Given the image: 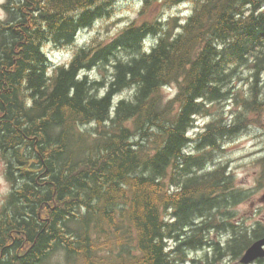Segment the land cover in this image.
Segmentation results:
<instances>
[{
  "label": "trees",
  "instance_id": "trees-1",
  "mask_svg": "<svg viewBox=\"0 0 264 264\" xmlns=\"http://www.w3.org/2000/svg\"><path fill=\"white\" fill-rule=\"evenodd\" d=\"M158 1L141 0L146 20L53 67L45 44H73L112 0H10L0 25V143L23 181L0 222V264H39L57 251L81 264H179L208 246L206 264H218L264 236V227L226 222L251 198L226 168L202 173L205 154L184 151L194 116L230 94L243 65L253 68L246 112L264 114V0H189L185 19H148ZM95 69L111 73L90 78ZM167 83L180 89L166 101ZM236 130L209 125L201 147ZM223 230L225 245L212 236Z\"/></svg>",
  "mask_w": 264,
  "mask_h": 264
},
{
  "label": "rangeland",
  "instance_id": "rangeland-1",
  "mask_svg": "<svg viewBox=\"0 0 264 264\" xmlns=\"http://www.w3.org/2000/svg\"><path fill=\"white\" fill-rule=\"evenodd\" d=\"M7 1L8 0H0V19L2 20H5L8 16L5 8ZM112 4L111 13L105 15V17L99 20L93 28L83 31L84 33L81 32L79 41L88 43L89 41L93 42L97 40L101 45L106 44L110 42L127 23L138 17L137 11L140 7L139 0H113ZM160 4H164V2H160L159 6L157 5L158 7L153 10L154 12H149L148 19L158 16L163 17L165 20L177 13L183 16L185 12L189 10L188 4L175 7L170 5L163 7ZM47 50L55 61H62L68 56L66 48L48 45ZM243 70L245 71L246 69ZM244 71H241V76L235 81L236 86L233 88L235 93H239L241 96L249 91L248 74L244 73ZM110 73L108 69L104 71L95 69L91 71V77L107 80ZM125 95H129V93L126 92ZM239 109L240 103L235 98L227 100L223 102V104L218 102L214 103L210 106L208 112H204L200 117L197 126L199 128H204L205 125L212 122L216 116H222L224 120L230 122L238 121ZM243 118L245 119L244 115ZM251 118L254 119L252 120L253 125L250 129L245 128L237 135L227 137L226 139L222 138L219 142L220 149L214 150L209 158L206 157L208 156L206 154L201 161L209 165V170L213 169L215 165L220 166L227 164L228 170L234 175L236 183L241 188H250L253 191L251 199L240 205L238 211H241V214L248 218L249 223H254L259 219L264 220V165L261 162L264 157V121H262V115H254ZM261 127L263 129H261ZM192 133H198L197 129L192 130ZM193 151L198 155V146H195ZM5 189L6 186L3 182L2 190ZM216 238H218L217 235H215V239ZM223 239L226 240L227 235H224ZM205 251V249L200 251L193 250L187 256L188 262L179 264H206ZM51 256V259L45 262V264H79L69 261L62 251H57ZM228 263L229 262L226 261L220 262V264Z\"/></svg>",
  "mask_w": 264,
  "mask_h": 264
},
{
  "label": "flooded vegetation",
  "instance_id": "flooded-vegetation-1",
  "mask_svg": "<svg viewBox=\"0 0 264 264\" xmlns=\"http://www.w3.org/2000/svg\"><path fill=\"white\" fill-rule=\"evenodd\" d=\"M3 117H4V113L0 114V118L2 119ZM0 129H2V127H0ZM0 146H1V149H0V206L2 207L3 204H5L6 201H8V195L4 192L5 190H2L4 180L6 179V177L11 176L15 181L16 179H18L17 181H19L20 177L15 176V173L17 172L16 171L17 165H13V168L11 166H7L6 157L8 156V154L5 152L4 150L5 148L3 147L2 143H0ZM3 154H5V157L3 156ZM6 182L8 181L6 180ZM12 186L13 188H15L14 184H12ZM16 186L20 188L17 184Z\"/></svg>",
  "mask_w": 264,
  "mask_h": 264
},
{
  "label": "water",
  "instance_id": "water-1",
  "mask_svg": "<svg viewBox=\"0 0 264 264\" xmlns=\"http://www.w3.org/2000/svg\"><path fill=\"white\" fill-rule=\"evenodd\" d=\"M264 257V238L253 243L242 258L243 263H250L257 258Z\"/></svg>",
  "mask_w": 264,
  "mask_h": 264
},
{
  "label": "bare ground",
  "instance_id": "bare-ground-1",
  "mask_svg": "<svg viewBox=\"0 0 264 264\" xmlns=\"http://www.w3.org/2000/svg\"><path fill=\"white\" fill-rule=\"evenodd\" d=\"M168 2V1H167ZM11 17V16H10ZM148 18V17H147ZM146 20V19H145ZM99 21V20H98ZM148 21V20H147ZM175 22V21H174ZM5 23V22H4ZM174 24V23H173ZM169 26V25H168ZM8 27V26H7ZM84 33V32H83ZM6 35V34H5ZM94 42V41H93ZM48 43V42H47ZM51 46V45H50ZM81 49V48H80ZM88 50V49H87ZM152 50V49H151ZM52 57V56H51ZM70 64V63H69ZM83 70V69H82ZM86 71V70H85ZM104 71V70H103ZM179 83V82H178ZM105 86V85H104ZM164 87V86H163ZM182 87V86H181ZM104 88V87H103ZM130 90V89H129ZM104 90H102V92H103ZM131 91V90H130ZM133 91H134V89H133ZM132 91V92H133ZM105 92V91H104ZM126 92V91H125ZM104 94V93H103ZM102 94V95H103ZM121 95V94H120ZM134 95V94H133ZM124 97V96H123ZM126 98H127V95L125 96ZM119 99V98H118ZM125 99V98H124ZM122 100V99H121ZM126 100V99H125ZM118 101V100H117ZM247 111V110H246ZM237 113V112H236ZM112 115H113V113H112ZM232 119V118H231ZM258 121V120H257ZM259 122V121H258ZM118 123V122H117ZM90 124V123H89ZM88 125V124H87ZM214 125V124H213ZM262 125V124H261ZM88 126H90V125H88ZM88 126H86V127H88ZM89 130H91V129H89ZM92 131V130H91ZM242 132V131H241ZM264 132V131H263ZM93 133V132H92ZM54 135V134H53ZM66 154V153H65ZM263 155V154H262ZM7 157H9L10 159H11V157L8 155ZM11 161H12V163L14 164V162H13V160L11 159ZM263 161V160H262ZM264 162V161H263ZM228 163V162H227ZM217 164V163H216ZM213 168V167H212ZM219 170V169H218ZM224 173V172H223ZM220 178V177H219ZM234 182V181H233ZM111 235V234H110ZM49 257V256H48ZM52 257V256H51ZM51 259V258H50ZM60 262V261H59ZM58 262V263H59Z\"/></svg>",
  "mask_w": 264,
  "mask_h": 264
}]
</instances>
